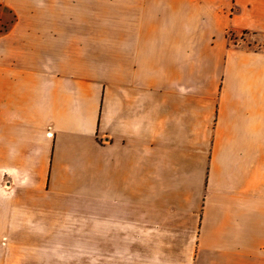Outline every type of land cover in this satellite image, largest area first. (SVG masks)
I'll list each match as a JSON object with an SVG mask.
<instances>
[{
  "label": "crops",
  "instance_id": "0c3cea01",
  "mask_svg": "<svg viewBox=\"0 0 264 264\" xmlns=\"http://www.w3.org/2000/svg\"><path fill=\"white\" fill-rule=\"evenodd\" d=\"M0 19V241L80 206L125 264H264V0H0Z\"/></svg>",
  "mask_w": 264,
  "mask_h": 264
},
{
  "label": "rangeland",
  "instance_id": "374dc122",
  "mask_svg": "<svg viewBox=\"0 0 264 264\" xmlns=\"http://www.w3.org/2000/svg\"><path fill=\"white\" fill-rule=\"evenodd\" d=\"M4 27L0 19V31ZM89 209L86 206V212ZM81 210L80 206H71L65 217L68 220L55 223L54 231L38 232L46 236L2 239L0 264H125V254L115 252L118 247L124 248L125 240L113 239L111 243V239L95 238L92 220H85L92 219V215ZM136 244H140V239H135Z\"/></svg>",
  "mask_w": 264,
  "mask_h": 264
}]
</instances>
